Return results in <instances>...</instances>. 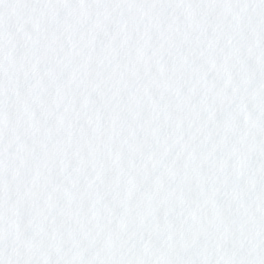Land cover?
<instances>
[{"label":"snow or ice","instance_id":"6c2138e0","mask_svg":"<svg viewBox=\"0 0 264 264\" xmlns=\"http://www.w3.org/2000/svg\"><path fill=\"white\" fill-rule=\"evenodd\" d=\"M0 264H264V0H0Z\"/></svg>","mask_w":264,"mask_h":264}]
</instances>
